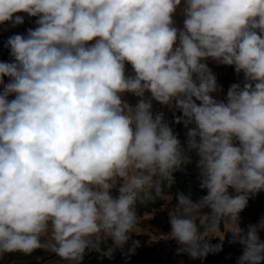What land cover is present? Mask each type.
<instances>
[{"label":"clouds","instance_id":"1","mask_svg":"<svg viewBox=\"0 0 264 264\" xmlns=\"http://www.w3.org/2000/svg\"><path fill=\"white\" fill-rule=\"evenodd\" d=\"M21 13L35 27L0 61V258L111 255L163 199L170 231L152 242L198 259L230 233L236 264H264V217L241 221L264 192V0H0V25ZM209 61L243 76L223 99ZM193 153L206 194L169 204Z\"/></svg>","mask_w":264,"mask_h":264},{"label":"trees","instance_id":"2","mask_svg":"<svg viewBox=\"0 0 264 264\" xmlns=\"http://www.w3.org/2000/svg\"><path fill=\"white\" fill-rule=\"evenodd\" d=\"M179 115V113H177ZM169 122L172 121V114H168ZM175 133L179 139L184 143L186 140L187 129L183 124H172ZM193 163L188 165L184 171H177L174 175V183L171 187L162 185L164 194L171 195L173 197L169 204H174L175 195L178 192H184L192 194L193 199L198 198L201 195L206 194L199 187V172L195 166V154H192ZM165 204L163 199L157 200L156 207ZM171 207V205H169ZM231 241V235H228L221 241L219 238H214L211 245L222 244V250L219 252H210L206 257L202 258V261L206 264H219L225 260L236 258L242 252V246L238 243L233 244ZM106 251L92 252L85 257L83 264H163L154 257L155 249L152 247L139 246L137 254L128 253L120 249H114L111 255H104Z\"/></svg>","mask_w":264,"mask_h":264},{"label":"rangeland","instance_id":"3","mask_svg":"<svg viewBox=\"0 0 264 264\" xmlns=\"http://www.w3.org/2000/svg\"><path fill=\"white\" fill-rule=\"evenodd\" d=\"M19 15L24 16V24L15 27H13L11 23L0 25V61L9 60V50L5 47V44L10 36L17 33H24L26 29L29 27H35V18H30L22 13ZM208 65L209 68L212 70V72L216 75L218 84L223 89L222 92L214 94L218 99L224 98L229 86L232 83L242 82L243 80V76L242 75L237 76L233 67L218 65L212 61H209ZM128 71L129 73H131L130 66L128 68ZM146 208L148 209V206L143 209ZM143 209L141 210L143 211ZM261 217H264V192L259 193L255 198L249 200L247 208L241 213L242 227H246L249 223L252 224L257 223ZM228 235L231 234L226 233L225 237ZM261 238L264 239V233H261ZM213 239L214 238H209L208 242H211ZM236 258L225 260L219 264H236ZM54 259L55 257L52 254L47 253L44 250H38L35 253H33L31 256H24L22 254L6 255L3 258H0V264H50V262L53 261ZM172 264H206V263L202 261V258H198V259L189 258L186 261L185 260L179 262L174 261V263Z\"/></svg>","mask_w":264,"mask_h":264},{"label":"crops","instance_id":"4","mask_svg":"<svg viewBox=\"0 0 264 264\" xmlns=\"http://www.w3.org/2000/svg\"><path fill=\"white\" fill-rule=\"evenodd\" d=\"M174 19L176 21L177 26L182 27L183 16L179 9ZM166 200L170 203L172 201V196L167 195ZM155 203H153L151 206H148V209H143V211H148L152 209L155 210L154 216L151 219L143 221L141 224L142 228L147 229V233H133L128 243H126L123 247H116L114 249H120L128 253L137 254L139 251V246L152 247L155 249V259L161 261V263L163 264H172L174 263V261H186L191 257H189L186 253H181L178 251L181 246L178 245L176 241L165 239H160L156 242L151 241V237L149 234L161 236L166 235L170 231L168 211L165 209H161L163 205L156 207ZM143 211L141 210V214L143 213ZM133 241H139V245L134 246ZM110 247H113L111 242H109L108 245L103 246L101 251L107 252L108 248Z\"/></svg>","mask_w":264,"mask_h":264}]
</instances>
